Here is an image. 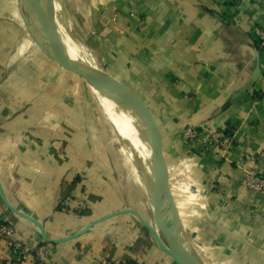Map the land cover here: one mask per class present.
<instances>
[{"label":"crops","instance_id":"1","mask_svg":"<svg viewBox=\"0 0 264 264\" xmlns=\"http://www.w3.org/2000/svg\"><path fill=\"white\" fill-rule=\"evenodd\" d=\"M71 1L98 65L151 116L164 168L169 175L183 170L200 190L203 206L177 211L203 264H264V192L242 184L247 174L264 173V51L251 36L253 27L264 31V0ZM0 3V183L7 199L53 238L126 207L153 223L134 164L122 163L112 133L91 111L89 86L40 48L51 35L35 1ZM257 54V80L227 104L249 80ZM75 75L82 85H74ZM187 126L225 129L233 142L223 152L203 150L180 138ZM0 216L39 244L34 225L1 199ZM7 255L0 240V264ZM102 258L176 264L129 214L53 244L47 264ZM22 264L36 263L30 256Z\"/></svg>","mask_w":264,"mask_h":264},{"label":"water","instance_id":"2","mask_svg":"<svg viewBox=\"0 0 264 264\" xmlns=\"http://www.w3.org/2000/svg\"><path fill=\"white\" fill-rule=\"evenodd\" d=\"M34 1L46 21L51 35L49 41H43L39 44L40 48L48 56L49 49L52 50L54 52L53 56L61 64L71 68L90 87L89 90L96 100L101 97L113 106L114 112L123 118L130 129L134 139V148L128 156L134 163L143 189L151 202L154 210V223L144 219L137 210L126 207L97 218L70 235L53 238L46 233L40 220L10 203L0 183V199L4 206L14 215L34 225L41 240L51 244L76 238L88 231L93 225L113 216L129 214L149 233L154 246L169 256L176 264H203L182 227L176 205L170 193L168 171L164 168L158 151V135L151 116L128 89L121 86L98 65L86 40L71 32L64 24L56 9L54 0ZM67 42L74 45L76 50L84 57H90L89 61L85 62L77 54L79 58L75 55L72 58L66 45ZM259 73L260 65L257 54L255 66L249 80L241 87L234 89L227 97L226 103L230 104L237 97L249 91L257 80ZM131 117L136 119L139 130ZM145 145L150 148L149 154L146 152Z\"/></svg>","mask_w":264,"mask_h":264},{"label":"built area","instance_id":"3","mask_svg":"<svg viewBox=\"0 0 264 264\" xmlns=\"http://www.w3.org/2000/svg\"><path fill=\"white\" fill-rule=\"evenodd\" d=\"M114 20V19H113ZM251 34L259 39V48H264V31L258 27L251 29ZM180 138L189 145H198L203 150L225 151L230 147L233 140L232 137L224 130H208L199 126H187L180 134ZM168 173L169 188L176 190V195H184L186 201L191 206H203L202 194L196 189L192 182L185 177L183 170ZM243 186L251 192H264V173L263 174H247L242 180ZM0 240L6 245L8 255L4 264H22L28 257H33L36 264H47V256L53 244L41 241L35 246H31L23 240L14 226L6 222L0 216ZM96 264H126L120 259L102 258Z\"/></svg>","mask_w":264,"mask_h":264},{"label":"rangeland","instance_id":"4","mask_svg":"<svg viewBox=\"0 0 264 264\" xmlns=\"http://www.w3.org/2000/svg\"><path fill=\"white\" fill-rule=\"evenodd\" d=\"M2 0H0L1 2ZM5 1V0H4ZM70 1V2H69ZM66 2V3H65ZM1 4V3H0ZM64 6H66V8H64ZM73 4H72V1L71 0H56V7H57V11L59 13V16L60 18L62 19V21L64 22V24L68 27V29L75 33L76 35L80 36V32L79 30L77 29V17L74 15L73 13V9L72 7ZM0 15H1V12H0ZM81 37V36H80ZM87 42V41H86ZM95 58V57H94ZM77 76L75 75L74 77V82H75V86L77 85H82V80L81 78H76ZM84 85V84H83ZM75 94L76 91H75ZM92 96V97H91ZM90 97L92 99V104H91V111L93 112H97L99 114V116L101 117V119L104 120V123L105 125L109 128L110 132L112 133V137H113V143H114V146H115V150L117 152V155L119 157V159L122 161V163H124L127 167H130L128 162H132L130 157L127 155V152L126 150L124 149V146L122 145L121 143V140L116 136L115 132H114V129L112 127V124L110 123V121L107 119V116L105 115V113L103 112L102 108L100 107L98 101L94 98V95L91 93L90 94ZM134 175L135 177H137V179L140 180L139 183H141L142 185V182H141V179L137 173V171H134ZM143 188V186H142ZM140 190V188L138 189ZM144 191V189H143ZM177 191L176 190H173L170 188V193L172 195V198L174 200V203L176 205V208H177V205L178 207L180 208H186V207H190L191 206V203H189L188 201H186L184 195L182 194L181 196H178L176 195ZM145 193V192H144ZM176 195V196H175ZM178 196V198H177ZM139 198V197H138ZM144 201V200H143ZM145 204V205H144ZM140 202L137 203V206H140ZM147 206L149 207L151 205L150 203V200L148 198L147 195H145V203H142V206ZM152 207V206H151ZM152 211L154 212L153 208H151ZM152 222L154 223V213H153V220ZM164 238V237H163ZM165 240V239H164Z\"/></svg>","mask_w":264,"mask_h":264},{"label":"bare ground","instance_id":"5","mask_svg":"<svg viewBox=\"0 0 264 264\" xmlns=\"http://www.w3.org/2000/svg\"><path fill=\"white\" fill-rule=\"evenodd\" d=\"M57 9V7H56ZM70 56L74 58L73 56H81V58L84 59L85 62H88L90 57H84V55H81L75 48L74 45L67 42L66 43ZM77 54V55H76ZM78 57V56H77ZM79 58V57H78ZM90 88V87H89ZM101 105L104 107L105 112L108 114L111 120L112 127L118 136V138L121 140L122 145L124 146V149L127 152V155H130L131 151L134 148V139L132 138V134L128 126L126 125V122L123 120V118L119 115H117L114 112L113 106L105 99L98 97L97 99ZM134 164V163H133ZM135 166V165H134ZM136 168V167H135ZM137 170V169H136Z\"/></svg>","mask_w":264,"mask_h":264},{"label":"trees","instance_id":"6","mask_svg":"<svg viewBox=\"0 0 264 264\" xmlns=\"http://www.w3.org/2000/svg\"><path fill=\"white\" fill-rule=\"evenodd\" d=\"M251 36H252V38H253V40H254V46L256 47V49H258V50H260V51H264V48L263 49H261V48H259V46H258V42H259V39L258 38H256V37H254L252 34H251ZM42 240H40V242H41ZM39 242V243H40ZM126 264H128L127 262H125Z\"/></svg>","mask_w":264,"mask_h":264}]
</instances>
